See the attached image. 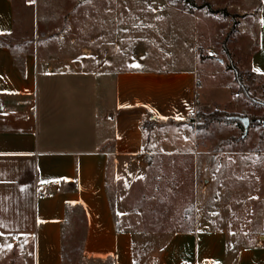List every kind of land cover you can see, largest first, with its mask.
<instances>
[{
  "label": "crops",
  "instance_id": "0c3cea01",
  "mask_svg": "<svg viewBox=\"0 0 264 264\" xmlns=\"http://www.w3.org/2000/svg\"><path fill=\"white\" fill-rule=\"evenodd\" d=\"M248 1L257 21L248 66L259 75L264 0ZM136 6L168 16L170 9L189 21L188 35L155 36L161 53L189 48L182 64L157 68L153 57L156 65L146 66L141 40L131 55L123 32L128 1L0 0V244L20 247L25 264H63L61 249L70 241L63 238L67 204L80 203L87 217L83 258L93 264H264V240L236 244L229 229L201 219L191 229L163 234L154 256L144 255L114 216L107 177L115 157L163 159L169 151L158 146L170 128L197 142L187 120L199 103V14L169 0ZM42 182L54 185L43 197L36 195Z\"/></svg>",
  "mask_w": 264,
  "mask_h": 264
},
{
  "label": "rangeland",
  "instance_id": "374dc122",
  "mask_svg": "<svg viewBox=\"0 0 264 264\" xmlns=\"http://www.w3.org/2000/svg\"><path fill=\"white\" fill-rule=\"evenodd\" d=\"M125 1L130 7L123 12V18L127 17L123 32L129 37L131 55L141 40L140 58L146 66L156 65L153 57L157 58V68L182 64L189 48H174L163 54L157 49L155 36L172 32L188 35L189 21L170 9L168 16L136 6L146 0ZM169 1L199 14L203 60L196 72L199 103L187 120L197 142L191 144L170 128L169 138L158 146L169 151L163 159L153 154L140 159L115 157L107 177L114 216L133 233L136 250L139 253L142 248L144 255L154 256L163 234L191 229L200 219L209 227L229 229L236 244H244L251 237L264 240V74L257 75L248 66L256 46L250 33L257 25L255 10L247 8L248 0H193L194 5L186 6L180 0ZM206 33L218 38L203 39ZM174 42L180 44L181 39ZM229 66L236 68V75ZM209 114L214 117L208 121ZM234 116L248 118L245 136L242 123ZM182 149L196 151L179 153ZM85 225L83 216L71 218L67 231L75 229L76 235L70 244L80 243ZM8 245L0 244V264H25L20 247ZM81 260L93 264L78 254L70 255L66 264H81Z\"/></svg>",
  "mask_w": 264,
  "mask_h": 264
},
{
  "label": "trees",
  "instance_id": "16d2710c",
  "mask_svg": "<svg viewBox=\"0 0 264 264\" xmlns=\"http://www.w3.org/2000/svg\"><path fill=\"white\" fill-rule=\"evenodd\" d=\"M183 6L186 5H194V1L193 0H180ZM224 13H226V10H223ZM0 40L2 42H5V39L3 37L0 36ZM229 69H232L233 72L235 73V75L237 74V70L235 67L233 66H229ZM214 117L213 114H209L206 116V119L209 121L210 118L212 119ZM234 120H237L236 118L233 117ZM66 219H65V224L63 226V238L68 237V239L70 240L67 243H63L62 249H61V256H62V260H63V264H66L69 262L70 260V255L73 254H78L79 257H83L84 253H83V249H82V244H83V240H84V232H83V237L80 241V243H76L73 242L72 244H70V242H72L73 237H75L76 235V230H71L70 233L67 231V227L69 226L68 220H70V213H73L71 215L77 217L78 215L83 216L85 218V221L87 220L86 217V213L84 210V207L82 204L80 203H68L67 204V208H66ZM72 218V216H71ZM84 231H85V227H84ZM69 243V244H68ZM71 245V246H70ZM70 246V250L67 248Z\"/></svg>",
  "mask_w": 264,
  "mask_h": 264
},
{
  "label": "built area",
  "instance_id": "2783aa9c",
  "mask_svg": "<svg viewBox=\"0 0 264 264\" xmlns=\"http://www.w3.org/2000/svg\"><path fill=\"white\" fill-rule=\"evenodd\" d=\"M54 191V185L48 182L39 183L36 188V195L37 196H47ZM184 264V263H180Z\"/></svg>",
  "mask_w": 264,
  "mask_h": 264
},
{
  "label": "water",
  "instance_id": "95a60500",
  "mask_svg": "<svg viewBox=\"0 0 264 264\" xmlns=\"http://www.w3.org/2000/svg\"><path fill=\"white\" fill-rule=\"evenodd\" d=\"M234 118H236L237 120H239L242 123V125H243V136H245L247 133L248 124H249L248 118L247 117H239V116H234Z\"/></svg>",
  "mask_w": 264,
  "mask_h": 264
},
{
  "label": "snow or ice",
  "instance_id": "6c2138e0",
  "mask_svg": "<svg viewBox=\"0 0 264 264\" xmlns=\"http://www.w3.org/2000/svg\"><path fill=\"white\" fill-rule=\"evenodd\" d=\"M262 22H264V21H262ZM8 247L10 248V247H11V245H8Z\"/></svg>",
  "mask_w": 264,
  "mask_h": 264
}]
</instances>
